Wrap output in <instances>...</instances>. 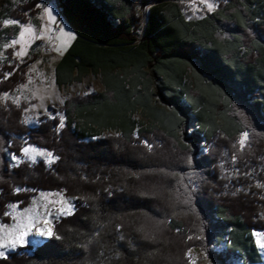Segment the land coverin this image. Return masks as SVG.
<instances>
[{
	"label": "trees",
	"instance_id": "trees-1",
	"mask_svg": "<svg viewBox=\"0 0 264 264\" xmlns=\"http://www.w3.org/2000/svg\"><path fill=\"white\" fill-rule=\"evenodd\" d=\"M16 1L0 12V43L15 33L2 17L28 23L43 2ZM181 1L56 0L74 37L54 83L91 75L102 89L70 96L32 128L29 103L1 96L24 83L36 53L20 61L5 49L0 223L11 222L9 205L29 207L41 191L74 197V208L52 218L53 238L17 246L0 264H190L195 247L218 264H264L251 236L264 231V0L219 1L196 18ZM190 122L198 150L184 141ZM28 145L54 161L30 162Z\"/></svg>",
	"mask_w": 264,
	"mask_h": 264
},
{
	"label": "rangeland",
	"instance_id": "rangeland-1",
	"mask_svg": "<svg viewBox=\"0 0 264 264\" xmlns=\"http://www.w3.org/2000/svg\"><path fill=\"white\" fill-rule=\"evenodd\" d=\"M56 0H43L40 5V10L36 14V17L30 19L28 23H18L15 25H7L11 28L15 29V33L10 36L9 38L2 40L0 43V59L7 58V54H5V47L4 45H12L13 40H18L19 42L15 45H12V55L17 60H26L33 58L32 54L36 53L35 60L29 65L28 71L26 74V79L24 83L18 85L15 89L8 92L10 98H4L1 96L2 101H11L13 102L14 99L17 97L20 101H24L29 103V105L25 108L24 114V122L29 126H35L37 124L38 118L42 115H50L56 110L60 108V105L70 96L75 95H84L94 91H98L102 89V85H100L98 78L89 75L86 77L83 82L76 83L74 85L68 87H60L54 83V74H53V66L55 62L59 59L60 55L67 49L70 42L74 37V32L71 29L70 25L65 21V19L59 15V10L56 6ZM194 4L191 6L188 4L186 0H182V12L186 18H196L203 15L204 13L210 12L207 8V3H211L216 7V4L219 1L223 0H194ZM16 0H0V12H5V10L12 6ZM213 7V9H215ZM51 9L52 16L55 17V21H51L47 14H45L44 9ZM212 9V10H213ZM211 10V11H212ZM3 24L5 20H13L8 18H1ZM6 25V24H4ZM60 25L61 27L56 32L55 35V42H57L56 46L53 47L52 40L48 38L49 31L52 30L53 26ZM31 27L32 32H26L23 37L20 36V33L25 29ZM63 28V32L60 29ZM65 33H71V38L65 35ZM21 49L24 50L23 56H17ZM41 105H43L41 107ZM136 118H142L139 115H135ZM194 123L190 122L187 129L185 130V142L191 148V150H198L204 147V143L202 139H198L197 141L193 140L189 135L194 128ZM110 132H106L108 134ZM196 144V145H195ZM26 147H34L38 150H42L45 153L49 152L43 148L37 146H26ZM25 148V147H24ZM23 148V149H24ZM195 154V153H194ZM193 154V155H194ZM23 156L27 158L23 152ZM54 157V156H53ZM55 158V157H54ZM28 159V158H27ZM41 159L45 163H48V157L45 156H36L35 160ZM30 162L33 161L29 159ZM34 160V161H35ZM54 161V159H53ZM49 164V163H48ZM60 193V192H57ZM42 194H50L42 196ZM55 191H41L39 192L34 199L30 202L31 204L29 207L19 208L16 207L15 210L9 207L8 213L11 216L12 220L9 223H2L4 225H8L9 228H12L13 225L17 223V220L14 217L18 216V219L23 222H27V217L31 216L33 221L39 220V226H43L44 218H47L51 221L52 226V218L56 219L57 216L61 215L59 209L61 207L68 208V205L63 204L61 200V196L55 195ZM62 194V193H60ZM63 200L68 201L70 204V208L68 210L71 212L74 208V197L65 196L62 194ZM12 205V204H11ZM17 205V204H16ZM28 210L25 212V210ZM51 213L50 216L47 214ZM1 224V223H0ZM53 228V226H52ZM255 232V231H253ZM253 242L255 247L257 248L256 251L260 254L261 257L264 256V250L260 249L256 244V238L252 235ZM256 232H264V231H256ZM34 234V232H33ZM35 235V234H34ZM32 234L30 233L29 236L26 238L27 244L28 243H39L42 242L46 237H42L36 234V237H31ZM224 248L223 244L214 243L211 241L208 244V249L211 250H222ZM14 251L15 249H10L8 251ZM7 252V251H6ZM5 252V253H6ZM187 255H189L190 264H218L214 262L207 254L202 252L199 248H189L187 251ZM228 264H240V259H230L228 260ZM251 264H259L257 262Z\"/></svg>",
	"mask_w": 264,
	"mask_h": 264
},
{
	"label": "snow or ice",
	"instance_id": "snow-or-ice-1",
	"mask_svg": "<svg viewBox=\"0 0 264 264\" xmlns=\"http://www.w3.org/2000/svg\"><path fill=\"white\" fill-rule=\"evenodd\" d=\"M204 2H206V0H204ZM214 5L211 3H207V8L209 11H211L213 9ZM45 14L48 15V17L50 18L51 21H55V17L52 16V10L51 9H44ZM18 22L15 20H5L4 24L6 25H15ZM61 32H63V28L60 29ZM26 32H32V28L28 27L25 28L21 33L20 36L23 37L24 34ZM65 35H67L68 37L71 38V33H65ZM18 40H13L12 41V45H15L16 43H18ZM12 45H4L5 48L11 47ZM17 56H23L24 55V50L21 49L18 53H16ZM10 75V74H9ZM6 78V77H5ZM4 98H10L8 93H4L3 94ZM14 103L17 104V106H19V98L17 97L16 99L13 100ZM43 105H41L42 107ZM63 116H60V127L62 128L63 125ZM27 122V121H25ZM247 137L248 134L247 132L242 133L239 139V147L240 150L242 151L245 147H246V141H247ZM149 149H151L152 145L151 144H147L146 145ZM23 152L25 154V156L28 159L31 160H35L36 156H47L48 159V163L51 164L53 162V159H55L53 157V154L51 152H47L45 153L42 150H38L34 147H25L23 149ZM236 157L234 156L233 159H235ZM13 160H17V157L14 155L12 157ZM258 187H264V185H257ZM17 192L21 191V189H16ZM50 194H42V196H47ZM55 195L61 196V200L63 202V204L68 205V208H70V204L68 201L63 200L62 194L60 193H56ZM9 207L13 210L16 209L17 205L12 204L9 205ZM68 208L65 207H61L59 209V212L61 215H65V214H71V212L68 210ZM28 210L26 209L25 212H27ZM10 213H5V215H9ZM48 216L51 215V213L47 214ZM19 214L17 215V217H14V219L17 220V223L15 225L12 226V228H9L8 225H4V224H0V257H5V252L10 250V249H15L17 248V246H22L24 243L27 242L26 238L29 236L30 233H35L39 236L42 237H47V238H53L55 236V233L53 231V228L51 226V221L47 218V216L44 218V222H43V226H39V220H35L33 221V218L31 216L27 217V222H23L20 221L18 219ZM252 235L256 238V244L257 246L264 250V232H253Z\"/></svg>",
	"mask_w": 264,
	"mask_h": 264
},
{
	"label": "built area",
	"instance_id": "built-area-1",
	"mask_svg": "<svg viewBox=\"0 0 264 264\" xmlns=\"http://www.w3.org/2000/svg\"><path fill=\"white\" fill-rule=\"evenodd\" d=\"M188 2L189 5H193L194 4V0H186ZM61 26L60 25H55L53 26L52 30L49 31V34H48V38H50L52 41V45L53 47L56 46L57 42H55V35H56V32L59 30Z\"/></svg>",
	"mask_w": 264,
	"mask_h": 264
},
{
	"label": "bare ground",
	"instance_id": "bare-ground-1",
	"mask_svg": "<svg viewBox=\"0 0 264 264\" xmlns=\"http://www.w3.org/2000/svg\"><path fill=\"white\" fill-rule=\"evenodd\" d=\"M31 234H32V236H31V237H36V234H35V233H34L35 235H34L33 233H31Z\"/></svg>",
	"mask_w": 264,
	"mask_h": 264
}]
</instances>
